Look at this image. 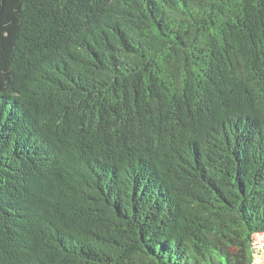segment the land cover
<instances>
[{"label":"trees","instance_id":"obj_1","mask_svg":"<svg viewBox=\"0 0 264 264\" xmlns=\"http://www.w3.org/2000/svg\"><path fill=\"white\" fill-rule=\"evenodd\" d=\"M264 0H0V264H256Z\"/></svg>","mask_w":264,"mask_h":264},{"label":"rangeland","instance_id":"obj_2","mask_svg":"<svg viewBox=\"0 0 264 264\" xmlns=\"http://www.w3.org/2000/svg\"><path fill=\"white\" fill-rule=\"evenodd\" d=\"M255 244L258 249H262V254L259 259L255 261L256 264H264V236L256 235Z\"/></svg>","mask_w":264,"mask_h":264}]
</instances>
